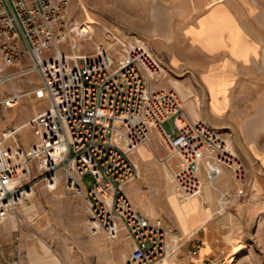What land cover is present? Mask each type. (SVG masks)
<instances>
[{
  "label": "built area",
  "instance_id": "built-area-1",
  "mask_svg": "<svg viewBox=\"0 0 264 264\" xmlns=\"http://www.w3.org/2000/svg\"><path fill=\"white\" fill-rule=\"evenodd\" d=\"M71 3L0 0V87L37 71L42 82L34 93L47 99L26 121L35 134L28 148L16 137L18 127L0 136V220L35 192L39 174L49 187L63 183L69 193L88 200L91 233L131 242L127 264L160 262L170 253L167 229L137 209L123 189L141 170L131 154L150 140L152 130L158 129L180 156L172 181L181 198L202 193V163L209 180L229 168L241 195L249 183L248 169L215 125L206 118L188 119L180 95L159 85L164 67L145 42H122L116 49V41L99 42L82 53L94 28L70 13ZM68 42L73 53L62 47ZM27 59L31 64L23 67ZM23 95L24 90L8 91L2 102L11 107ZM169 117L172 130L163 126ZM86 174L93 178L90 187L83 180Z\"/></svg>",
  "mask_w": 264,
  "mask_h": 264
},
{
  "label": "crops",
  "instance_id": "crops-1",
  "mask_svg": "<svg viewBox=\"0 0 264 264\" xmlns=\"http://www.w3.org/2000/svg\"><path fill=\"white\" fill-rule=\"evenodd\" d=\"M138 11L146 18L131 25L124 43L145 42L167 70L160 85L180 95L188 119H208L232 142L249 170L251 191L264 194V0H145ZM170 118L163 122L166 130L173 129ZM131 157L141 170L123 189L137 209L167 229L170 253L153 264H258L244 244V224L233 221L239 213L248 215L254 198L238 195L229 168L209 180L202 163V193L184 199L172 181L180 156L158 129ZM69 199L75 211L71 225L55 223L59 215L49 213L0 220V264L16 252L14 264H26L18 252L33 245L32 230L41 231L29 222L42 220L49 222L51 244L70 250L88 242L96 248L97 264H104L106 235L90 232L88 200ZM59 226L71 230L69 238L58 237Z\"/></svg>",
  "mask_w": 264,
  "mask_h": 264
},
{
  "label": "rangeland",
  "instance_id": "rangeland-1",
  "mask_svg": "<svg viewBox=\"0 0 264 264\" xmlns=\"http://www.w3.org/2000/svg\"><path fill=\"white\" fill-rule=\"evenodd\" d=\"M140 6H145V0H72L70 13L74 17L92 22L94 28L92 38L83 44L81 52L93 51L99 42L110 45L116 41L114 49L121 47V43L129 36L131 25H135V23L146 18L145 12L139 13ZM67 44L69 42L63 43L62 47L69 52H73V46ZM30 64L31 60L27 59L22 63V66L25 67ZM19 67V65L10 66L7 68V72L15 71ZM166 74L167 70L164 68L158 81L159 85ZM41 82L40 74L37 71H31L23 76L15 77L12 81L4 82L0 87V136L4 130L18 127L16 137L25 148H28L34 141L35 134L30 127L23 126V124L47 105V99L37 97L33 91ZM17 88L24 90L21 101L11 107L5 105L2 98L8 91L13 92ZM172 121L173 117L168 120L167 125H170ZM231 145L237 153L232 142ZM241 159L243 160L242 157ZM34 180L35 192L18 206V211L13 212V214L27 213L32 219L34 215L49 213L53 216L59 215L61 221L55 223L64 226L71 225L75 211L69 198L75 195L69 193L63 183L56 188L49 187L39 174ZM83 180L86 187L92 186L93 178L90 174H86ZM249 183L245 187V193L243 195L238 194L241 197L254 198L248 207V220L245 218L246 215L242 218L239 213V217H235L233 221L235 225L244 224L242 230L240 228L244 235V244L249 248L251 256L257 258L258 264H264V194L252 192L248 186ZM54 218L56 221V217ZM29 223L31 225L36 224L38 228H41V231L35 232L32 230L30 234L33 245L28 249L22 248V251L19 252L21 259L26 264H64V261H71L73 264H89V261H93V264H97L96 248L91 247L90 243L86 242L85 246L79 243L73 248L70 246V250H67L64 244L62 246L55 242L51 244V235L47 226L49 225L48 221H31ZM246 223L248 225L245 226ZM64 226L58 228V237L61 239L69 238L71 233V230ZM128 243L129 241L125 238L112 239L106 235L104 264H127L132 248L131 244ZM57 249L62 251L58 252ZM15 256L18 257L17 252Z\"/></svg>",
  "mask_w": 264,
  "mask_h": 264
},
{
  "label": "bare ground",
  "instance_id": "bare-ground-1",
  "mask_svg": "<svg viewBox=\"0 0 264 264\" xmlns=\"http://www.w3.org/2000/svg\"><path fill=\"white\" fill-rule=\"evenodd\" d=\"M74 52V51H73ZM73 52H71V53H73ZM18 89V88H17ZM20 90V89H19ZM34 91V90H33ZM196 96V95H195ZM197 98V97H196ZM198 99V98H197ZM198 102V101H197ZM198 105V104H197ZM23 126H26L27 127V125H26V122L23 124Z\"/></svg>",
  "mask_w": 264,
  "mask_h": 264
}]
</instances>
